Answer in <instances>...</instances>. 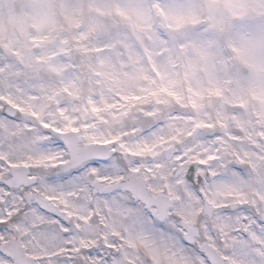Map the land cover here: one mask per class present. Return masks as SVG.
<instances>
[{
	"label": "snow or ice",
	"instance_id": "obj_1",
	"mask_svg": "<svg viewBox=\"0 0 264 264\" xmlns=\"http://www.w3.org/2000/svg\"><path fill=\"white\" fill-rule=\"evenodd\" d=\"M0 264H264V0H0Z\"/></svg>",
	"mask_w": 264,
	"mask_h": 264
}]
</instances>
